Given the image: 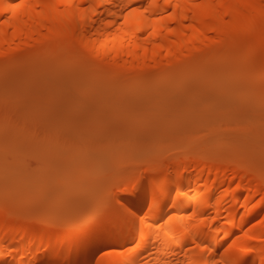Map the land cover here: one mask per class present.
<instances>
[{"label":"bare ground","instance_id":"6f19581e","mask_svg":"<svg viewBox=\"0 0 264 264\" xmlns=\"http://www.w3.org/2000/svg\"><path fill=\"white\" fill-rule=\"evenodd\" d=\"M3 3L5 12H0V77L4 79L6 75L14 79L30 70L33 74L31 80L34 81L29 82H32L34 89L33 83L38 84L41 73L49 71L46 74L61 81L103 78L101 85L108 83V88L115 83L120 89L122 83H127L123 81L132 79L135 82L130 86L137 84V88H141L139 85L145 88L146 84H151V88L158 92L168 89L177 79H185L182 80L185 83L187 78L188 86L193 82L197 84L194 80L206 75L220 74L230 82L229 91H251L250 96H243L245 100L239 97L244 102L238 104L237 112L241 116L245 112L254 115L257 123L264 120V89L261 87L264 0H3ZM8 4H19V7L9 11L6 7ZM221 56H225V60L219 64L217 59ZM234 66L237 67L236 75L233 71L228 76V69L230 71ZM108 72H111L110 76ZM49 75L45 76L48 78ZM48 79L45 80L47 85L53 84L54 80L50 82ZM222 82L226 83L225 80ZM80 83L77 81V85ZM90 83L87 91L92 92ZM61 85L53 86L59 90L62 89ZM105 85L103 88H107ZM180 86L188 88L183 83ZM41 88L39 90L42 91L45 86ZM151 88L149 90L152 92ZM179 89L182 91V88ZM85 93L78 98L79 101ZM46 96L51 98L52 95L47 93ZM100 96L97 102L102 101ZM60 97L54 93L50 102L53 107L50 108L48 103L46 109L55 108ZM56 98L58 102L54 103ZM88 100L91 101V98ZM38 101L42 103L43 100L40 101L39 97ZM93 101L91 103H95ZM35 105L40 106L39 103L34 104V108ZM238 113L236 115L239 116ZM79 114L81 111L75 117L78 118ZM236 115L234 118H238ZM242 118V126L233 125L232 122L223 126L219 122L221 126L215 129L210 127L208 133L201 134L191 146L192 150L198 148L194 154H188L191 150L187 147L182 148L186 149V154H182V149L179 150L181 153L173 151L168 155H161L164 153L161 151L160 154L159 150V155H156L152 151L155 155L151 153L149 167L145 165L142 173L134 175L142 165L136 168L134 174L129 173L133 176L126 173L125 178L120 176L118 182L114 180V188L111 184L104 196L108 199L106 204L98 212L77 219L67 220L61 216L63 213L60 215L64 204H71L70 200H65L67 197L62 200L60 196L63 197V194L59 196V186L64 181L54 179L52 190H57L62 201L58 199L61 205L54 201L57 205L53 202L55 208L49 209L50 200L46 202V198L47 193H52V186L47 183L42 185L41 182L37 185L38 182H32L37 180H32L31 174L26 175L30 179L27 183L21 174V171H26L24 164L21 171L17 163L7 170L0 164V264H231L236 259L242 264H261L264 261V128L263 124L247 128ZM3 127H0L1 131ZM206 127L203 130H207ZM6 134L2 132L0 142ZM29 138L32 140L35 137L31 135ZM8 142H5V147ZM39 143L38 148L43 147L45 157L52 153L62 157H57V160L51 155V159L56 160L52 161L58 162L55 166L62 165L58 168L61 172L63 170L64 178L67 173L62 167L69 164L67 161L70 160H66V157L70 156V149L64 146L66 157L63 146H54L55 150L46 154L45 145ZM5 147L8 154L4 153V156L12 154L13 145ZM74 150H70L73 152L71 160H74ZM176 153L178 156H174ZM32 155L36 156L35 151ZM93 155L96 159V154ZM80 157L82 155L78 154L77 159ZM63 158L67 165L62 164ZM46 162L50 163L48 160ZM135 165L131 163V166ZM14 169L20 175L13 174ZM88 170L81 172L90 173ZM38 173L33 174V179L41 181L43 174L40 173V177ZM52 176L56 177L57 174ZM23 181L29 186L36 183L40 187V193L37 192V196L32 194L36 197L28 200L36 204L28 205L25 202L23 194L28 185H22ZM71 182L69 180L64 189H68ZM126 187L131 191H124ZM69 191L66 193L71 194L73 199L68 198L73 203L78 195L75 197L74 192ZM18 194L22 198L21 206L16 205L18 200L15 197ZM97 214H100L98 220L88 222L89 217ZM137 240H141V247L132 252L126 251ZM244 249L249 251L245 252Z\"/></svg>","mask_w":264,"mask_h":264},{"label":"rangeland","instance_id":"374dc122","mask_svg":"<svg viewBox=\"0 0 264 264\" xmlns=\"http://www.w3.org/2000/svg\"><path fill=\"white\" fill-rule=\"evenodd\" d=\"M225 56L219 57L217 59V62L219 64L222 63L221 61L225 60V58H224ZM233 69L232 70L230 69V71L228 69V71H229V72L227 71V73H229L228 76L232 75L231 73L233 71H235V72H233V74L236 75L237 67L234 66ZM28 72L26 74H22V75L15 77V78H17L15 80V82L13 81L15 78L10 79L9 75L8 76L6 75L5 79H4V77L3 78L0 77V82L1 81L4 82V83L2 82L3 84L0 83V127L1 128L3 126L5 127V128L3 127L4 129L2 131L0 128V133L1 134H2V132H5V134L7 133L6 136H3L4 138L0 142L1 143L0 144L1 152L3 150V155L0 152V154H1L0 164L2 165V167L4 169L7 170V169H10L14 163L15 164L17 163L18 166H20L19 169L16 166V168L19 171H21L20 170L21 166L24 164V166L26 167V171L25 172L23 171L25 174L21 171V174L24 177L23 179L27 183L30 182L29 181L30 179H28V177H27L29 174H31L33 176V178H34L33 174H36L38 171H39V173L37 175H40V173H41V175L43 174L42 179L40 178L41 175H40V177L38 176L39 180L41 179V181H38V178L33 179L32 176L30 175L32 180H37V181H32V182H36V183L38 182L37 185H39L41 182L42 185H45L47 183L48 186H52L50 189V192H52L53 194L47 193L48 195L46 198L47 199L46 202H48V200H50V205H49L50 208L49 209L55 208L54 203L56 204V202H54V201H58L59 203H57V204H60V201L58 199L61 200V198H62V200L64 201V198L67 197V198H65V200H67V201L70 200L69 202L71 204L68 203L67 204L68 206H66V204L62 203V204H64L65 207H63L61 209V212H60V215L63 213L64 215L62 214L61 216H64V218L67 220L73 219V218L75 219L76 217L77 218L83 217V215H85V217H86L88 215H91V214L98 212L108 201L107 197L105 198L104 196H106V191L109 192V190H110L109 187H111L110 186L111 184H112V187L114 188V186H115L114 185L115 183H113L114 180H116L118 182L120 180V178H119L120 176H122V178H125V175H127V174H128V176H133L132 174L130 175L129 173L135 172L136 168L139 169L142 165H144V166H142V168L137 170L138 171V172H136L137 174H134V173L133 174L139 175V173H142L144 171L143 168H146L145 165H148L149 163L151 164V161H149V160L152 158L151 157V153H153L152 151H154V153L156 155L158 154L157 150H159V153L161 151H162V153H164V154L160 153L161 155H168L170 152L171 153L173 151L177 152V151L181 150L182 148L187 147L186 149L191 150L190 152L188 151L189 152L188 154H190V153L194 154V153H196V151H198V148L197 149L194 148L195 150H192L191 146L193 147L195 140H197V138L201 137V134H203V135H204V133L207 134L208 131L210 130V127H211V129H213V128L215 129V128L221 126L219 124V122L223 123L222 124L223 126L224 125L225 126L231 125V122L233 125L239 124V126H240V124H241V126H242L243 122L242 121H241L242 123L240 122L242 116H243L242 120L246 123L245 125H248L247 128L253 127V126H255V124H257V125L260 124L261 126L263 124L262 129L264 128V120H261V123H259V122L257 123V121H255L256 119L253 117L254 115L252 116V114L245 112L246 114L241 113L242 114V116H241L237 112L238 110H236V108L239 109L238 104L240 103L239 105H241L242 102H244L240 98L244 99L245 95H246V97L250 96V94H251L250 89H246L247 91L244 90V91H239V92L238 91H232L231 92L228 90V85L230 82L228 83L227 77L223 76L224 77V79H223L222 75H220V74H216V76H214V74L206 75L205 76L206 78L204 77V78H201L200 80H194L197 82V84L195 82H193V85H192V83H189L188 86L186 84L189 81V80H187V78H186L185 83H184V81L182 82V80H185V79H177L174 81L173 84H171V86L168 89H165L162 91L159 90L158 92H156L155 88H153V87L151 88V86H150L151 84H149V85L146 84L145 88L142 87V85H139V87L141 86V88H137L138 87L137 84L135 87L130 86L133 84V81H134L132 79H129L130 81H127V79L125 81H123V82H127V83L121 84L123 86H121L120 89L126 88L125 91H123V89L122 90L119 89L118 85H114L115 83L111 84V86L109 85L110 87L108 88V85H107L108 83H106V85L103 84V86L101 85L102 82L104 81L103 78L101 80H96V78L90 77L88 80H91L89 82H92V83H90L91 84L90 89L92 90V92H89V91H87L89 89L88 88L89 82H88L87 78L86 79L83 78L82 80L81 79H77V80L74 79L73 81H71V80L70 81L69 80L61 81V79L57 80L56 79L57 77H54L51 74L50 75L46 74L47 72L50 73L49 71H47L45 73H43V72L41 73V75H40L41 80L40 81H39V79L37 80V81H39L38 84H40V85H38L37 83L36 84L33 83L34 87H36V88L32 89L33 88V87H31L32 82H29V81H34V79L31 80V76H33V74H31L32 71H30V73H29L30 75H28ZM108 73H109L108 76H110L111 72H108ZM189 73H191L190 76H193L192 71H189ZM26 75H28L29 78ZM45 75L46 76L49 75V77H48L49 79ZM105 75H106V73H104L103 77H105ZM188 76H189V74H188ZM19 78L21 80L22 79H25V80L21 81V80H19ZM44 78H45V80L46 79H48L49 81L54 80L55 82L53 81V84H51L52 82L50 81L51 83H48V85H47V83H46L47 80L45 81ZM216 78H218V79H216ZM204 79H205V82H204ZM215 79L218 82L216 84H213L212 82L216 81ZM231 79H228V80L232 81ZM223 80H225V82L227 84L222 82ZM58 81H59V83H58ZM77 81L79 83L81 81V83L78 84L79 86L77 85ZM83 81H85V82L83 83ZM28 82L30 83L29 87H28V85H29ZM41 82L43 85H41ZM63 82H64V84H63ZM71 82H72V84H71ZM200 82H203V83H200ZM68 83H69V86L72 85L74 88L72 86L69 87ZM74 83L77 85L76 89L77 90L79 89V91L75 90L76 85H74ZM82 83H83V85H82ZM181 83L185 84L188 88L181 87L180 86ZM208 83H209V86H208ZM58 84L59 85L62 84L61 85L62 89L57 90V88H54L55 85H56V87L57 86L59 87ZM96 84H97V87H99V88H97L95 86ZM223 84L226 85V87H224ZM104 85L107 88H103ZM134 85H135V83H134ZM43 86H45V88H43ZM116 87H118V88L116 89ZM29 88H30V90H29ZM40 88L42 89V91L39 90ZM46 88L48 89V91L46 90ZM96 88L98 91H100V93L97 90H95ZM133 88H135V89L137 88V89L134 90ZM150 88L153 90L152 92H151V90H149ZM179 88H182V91ZM183 88H185V89H183ZM83 89H85V91H87V92L85 93V91H83ZM223 89H225V90H223ZM226 89H227V91H226ZM43 90H45V91H43ZM129 90H130V93L128 92ZM39 91H41V92L39 93ZM73 91H75L74 93L76 95L73 94ZM109 91L111 94L108 93ZM30 93H33V94H30ZM47 93H50V96L52 95L51 98L46 96ZM54 93H55V95L57 94V95L61 96L59 100L60 101L63 100V102H60V101L58 102L57 98L54 99V103L58 102L59 104L56 103L55 108H52L51 110L48 109L49 111H51V112H48V110L46 108H47V105L50 104L51 99H53ZM83 93H85V95H87L89 93V95H87V96L83 95V98H81V101L83 103H81V101H79L78 98L81 97ZM95 93H96V95H94ZM42 94H43V96H42ZM100 94H101V96H100ZM33 95H34V97L32 98ZM91 95H93V96H91ZM73 96H74V98H73ZM94 96H95V99L93 101ZM96 96H97V98H96ZM98 96H100V98L102 100L101 102H97V100L99 99ZM39 97H40V101L43 100L42 103H40L38 101ZM84 97H85V99H84ZM102 97H103V99H102ZM23 98H24V100H22ZM44 98H45V101H44ZM66 98H68V100L65 101ZM69 98H70V101H69ZM90 98H91V101L88 100ZM18 100L20 101V103ZM33 100H35V101H33ZM84 100L86 103L84 102ZM239 100H241V101L239 102ZM67 101H69V102H67ZM92 101L95 103H91ZM14 102L16 105L14 104ZM38 103L40 104V106L38 105L36 107V105H35L36 108H34V104H38ZM41 105L43 107H41ZM44 106H45V108H44ZM51 107H53V105L50 104V108ZM40 108H42V111ZM36 109L38 111H36ZM57 109H59V110H57ZM56 110H57V112H56ZM54 111L56 112L55 114L53 113ZM70 111H72L73 114L70 113ZM80 111H81V114H79L77 116L78 118H76L75 115L78 114ZM31 112L32 113L34 112V114H32ZM236 112L239 114V116L236 115L237 114ZM39 114H40V116H39ZM234 115L238 116V118H234ZM246 117H247V119H246ZM251 117H252V119H251ZM253 118H254V120H253ZM231 119L233 121H230ZM235 120H237V121H235ZM247 121H249V122H247ZM234 122H236V123H234ZM204 123H207V124H204ZM208 123H209V126H208ZM206 125L208 127H206ZM245 125H244V127L246 128ZM202 126L208 128V129L203 130L204 127L202 128ZM14 127H17V128H15L16 131H15ZM260 129H261V127H260ZM12 132H14V134ZM1 134H0V137L2 136ZM15 134L16 135L19 134V135L16 136ZM37 134H39V135H37ZM27 135L29 137H31V135H32V137H35V138H33L35 140H33V139L31 140L29 137H27ZM186 137H187V139H186ZM37 138H39L41 140H39ZM3 141H4V143H3ZM32 141H33V144H32ZM40 141H41V143H39ZM5 142H8V143H6V147L9 146L10 143L11 144L9 147H12V145H13V148H11L12 154L9 153L10 154L9 156H7V155L4 156V153H7L6 151L8 150V149L7 150L4 149ZM34 142L37 143V145L34 144ZM190 142H192V143H190ZM27 143H28V146H27ZM38 143L42 144V146L45 145L46 150H47V151L45 150L46 154L48 152L52 153L51 151L53 149L55 150L54 146H59V147L63 146V149H65L64 146H67L66 149L69 148L70 150L72 148L73 149L75 148L74 160H71V158H70V157H72V159H73V154H71L73 152L72 151L70 152V150H69L68 153H70V156H68L65 153V152H67L65 149V151H64L65 156L64 157H66V155H67L66 160L69 159L71 162L67 161L69 164L66 163L65 158H63L64 160L61 161L63 165L68 164L67 167L63 166L62 168L65 170V174L67 173L68 175H70L71 178L67 179V177H68L67 174L63 178L62 177L63 176V170L61 169L62 170V172H61L58 168L59 166H62V165L60 164L58 166H55V165H57L58 162L55 163L54 161H56V160L51 159L53 157L51 155H54L55 158L59 157L60 155L55 156V153L54 154L52 153L50 156L48 155L49 157L46 156L48 158V159H46L45 153L42 152L43 147L40 148V146H39L40 150H37V149H39ZM29 144H31L30 147H29ZM19 145H23V146L21 147ZM15 146L17 149L16 148L14 149ZM47 146L49 147V149L47 148ZM173 146H177V147H173ZM9 147H7V148H9ZM45 147H44V149H45ZM77 148L80 151L79 153H78ZM169 148H171V149H169ZM63 149H62V151H63ZM165 149L167 150V152ZM11 150H9V152ZM185 150L182 149V151H184V152H182V154L183 153L186 154ZM34 151L36 153V156L32 155V153ZM62 151H60V152H62ZM60 152L57 154H60ZM77 153L79 154V156L82 155V157H80V159L82 161L80 159H77V157H78ZM94 153L96 154L95 157H97L98 159L97 158L95 159L94 157H92V155ZM37 154H39L40 156ZM88 154L90 155L91 161H89ZM62 155H63V153H62ZM174 156H178L177 153ZM85 157L88 159L87 161L89 163L92 162L91 164L88 163L90 167L92 165L91 168L89 166H86V165H88V164H86L87 161L84 162V160H83V159L86 160ZM59 158H62V157L60 156ZM59 158H57V160ZM92 159L94 161H96V160L97 161L94 162ZM47 160L50 161V163H52V164L46 162ZM52 160H54V161H52ZM79 161H81L80 164H79ZM153 162H152V164H153ZM131 163H133V165H135L136 163H137V165H139V164L140 165L138 167H137V165H135L136 167L134 166L135 167L134 168L133 166H131ZM149 165L147 167H149ZM83 166L85 168L89 167L86 169L87 170L89 169L91 172L90 173H85V172L82 173L81 172L82 170L86 171V169L83 168ZM50 167H51V170H50ZM43 168L44 169L46 168V169L44 170ZM17 169L16 170L14 169L13 174L14 173L17 175L19 174V171H17ZM22 169L25 170V168H22ZM57 169L59 171H57ZM79 169H82V170H79ZM131 169H133V170L135 169V170L131 171ZM33 170L36 172L33 173ZM49 170H50V172H49ZM69 170L71 171V173H68ZM89 170L87 172H89ZM27 171L29 173H27ZM51 172H52V175L57 174V176L54 177V176L50 175ZM59 172H61L62 174ZM79 172H81L83 176L80 175ZM47 173L49 174V177H47L48 176ZM108 174H110V175L108 176ZM80 176H82V178ZM87 176L90 177V179ZM35 177H37V176H35ZM105 177L107 179L105 180V182H103V179ZM43 178H45L47 180H45ZM54 179L57 181H59V180L64 181L62 184H60L59 190H58L59 196H60V194L61 195L63 194V197L60 196L61 198L58 196V192L56 193V191H57L56 189H53L54 192L52 190V188L54 186V184H53ZM65 179H67V182ZM69 180L73 181V182H71L72 183L71 185L69 184L70 187L67 185L69 187L68 189H70V191L68 189H64V187H63V186H66V183H68ZM76 180H78V181H76ZM49 181H51L52 184H50ZM81 181H82V183H81ZM36 183H32L33 186L32 185L29 186L28 184H25V182L22 184V185H25L26 187L28 185V189L26 191L28 194H26V192L24 194L22 193L23 195H25V197H26L25 202H27L28 205H31V204L33 205L34 202L28 201V200L35 198L37 196L36 195L37 192L39 191L38 188L40 189V187L37 186ZM54 183H56V181ZM29 187L34 192L29 190ZM34 187L35 188L37 187L36 190L32 189ZM83 187H85V188H83ZM57 189H58V187H57ZM66 191L74 192L75 197H77V195H78V197L76 198L77 200L75 199L76 201H74L72 203V201L70 199V198H72V196L70 193H68V192L66 193ZM38 193H40V192H38ZM32 194L36 195V196L34 197ZM7 195L9 196L8 193H7ZM26 195L28 196L29 199L27 198ZM69 196H70V198H68ZM20 197H21L20 194L16 195V197H15V199L18 200L16 205H19V206H21V204H23V203H20V200L22 199ZM25 197L23 198L24 200H25ZM104 198H105V200H104ZM24 200L22 202H24ZM35 201H37V199H35ZM28 202H30V203H28ZM34 204H36V203H34ZM38 204H39V202H38ZM41 204L43 205V202H41ZM60 205H58V206H60ZM34 206H37V205H34ZM39 208H38V210H39ZM41 208H43V207H41ZM49 209H48V211H49Z\"/></svg>","mask_w":264,"mask_h":264},{"label":"snow or ice","instance_id":"6c2138e0","mask_svg":"<svg viewBox=\"0 0 264 264\" xmlns=\"http://www.w3.org/2000/svg\"><path fill=\"white\" fill-rule=\"evenodd\" d=\"M7 9L10 11L16 7H19V4H8ZM135 10V9H133ZM0 12H5V5L3 3V0H0ZM6 14V13H5ZM261 87L262 89H264V60H262V71H261ZM124 191H131V189L129 188H125ZM121 205L123 206V202H121ZM100 218V214H97L96 216L93 217H89L88 218V222H93L95 220H98ZM141 219H143V217H141ZM143 239V232H141V240ZM141 240H137L135 243L131 244V246L126 250L128 252H132L135 249L141 247ZM204 247L206 248L207 245H204ZM112 249H110L111 251ZM124 251V250H122ZM243 251H249V249H244ZM67 264V262H66ZM231 264H242V262L239 259H236L235 261L231 262ZM261 264H264V261H261Z\"/></svg>","mask_w":264,"mask_h":264}]
</instances>
